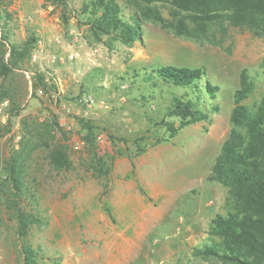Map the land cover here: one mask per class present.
<instances>
[{"label": "rangeland", "instance_id": "1", "mask_svg": "<svg viewBox=\"0 0 264 264\" xmlns=\"http://www.w3.org/2000/svg\"><path fill=\"white\" fill-rule=\"evenodd\" d=\"M94 1L5 0L11 14L5 58L10 44L37 38L28 67L0 78L16 86L21 107L9 118L11 101H0V121L11 126L0 138V154L6 161L13 151L34 147L22 205L36 221L20 236L15 211L0 202V264H25L26 247L34 249L39 264H222L195 255L194 248L210 239L212 219L226 213L228 187L207 177L232 129L234 93L244 68L255 82L246 103L264 95V26L234 24L226 17L200 27L187 18L189 27L180 34L140 17V37L127 43L118 33H95ZM118 2L122 18L133 22L134 6ZM149 6L174 19L170 3ZM188 14L181 11L179 19ZM2 33L0 24V40ZM162 64L204 67L219 86L216 97L205 89L154 86L142 76L122 79ZM35 69L45 72L49 91L34 90ZM90 73L95 77L86 79ZM174 94L217 109L171 137L160 122L174 119L167 114ZM53 121L58 124L45 130ZM30 131L44 135L28 145ZM43 136L54 142L66 138L70 169L50 165ZM4 163L0 159V186Z\"/></svg>", "mask_w": 264, "mask_h": 264}, {"label": "trees", "instance_id": "2", "mask_svg": "<svg viewBox=\"0 0 264 264\" xmlns=\"http://www.w3.org/2000/svg\"><path fill=\"white\" fill-rule=\"evenodd\" d=\"M54 4H63L66 0H49ZM136 10L133 22L124 20L120 14L121 7L118 0H95L92 5L91 25L95 33H118L117 37L127 43H133L140 37L141 18H153L161 26L185 33L189 27L188 20L202 27L208 21L216 18H230L234 24H249L264 26V0H164L173 8L174 19H166L158 9L149 6L162 0H127ZM146 8L144 9V7ZM187 11L188 17L180 12ZM141 17V18H140ZM11 18L5 0H0V24L3 28L0 40V78L5 80L15 70L25 69L28 56L36 41L31 36L22 44H10V56L5 58L6 51L2 48L8 39V22ZM178 20V21H177ZM34 90L49 91L53 86L47 80L43 70H34ZM94 73V72H93ZM142 76L144 81L156 86L159 83L189 87L194 90L205 89L212 97H216L219 86L208 78L204 67H190L185 65L162 64L152 65L151 68L135 69L132 75L122 76L128 80H137ZM95 77L92 73L86 79ZM206 78L204 86H200L201 79ZM200 87V88H199ZM255 90V82L248 69L240 73L239 87L234 93V107L230 120L232 129L225 139L221 152L216 158L212 171L208 175L209 181L219 182L228 187L225 201V214H217L211 221L210 239L202 247L194 248V254L204 256L222 264H264V95L253 105L246 100ZM16 86L0 83V101H11L9 118L17 116L20 103L16 97ZM210 110L196 106V101L183 95L174 94L167 114L174 119H162L160 124L167 126L170 136H175L183 127L199 120L210 117ZM58 124L56 121L45 123V130ZM11 131L8 123L0 121V138ZM31 138L28 145L36 144L44 133L29 132ZM66 138L59 141H49L42 138L41 144L47 147V159L54 168L70 169L73 165L68 152ZM38 146V145H37ZM29 147V146H28ZM34 147L27 152L13 151L4 161L7 170L0 186V202L7 208L14 210L20 236L27 234L29 225L36 221V216L26 211L22 205L29 186L26 184L25 174L27 162ZM111 213V209L107 208ZM25 264H39L37 254L31 247L23 250ZM190 264V263H188ZM199 264V263H196Z\"/></svg>", "mask_w": 264, "mask_h": 264}, {"label": "built area", "instance_id": "3", "mask_svg": "<svg viewBox=\"0 0 264 264\" xmlns=\"http://www.w3.org/2000/svg\"><path fill=\"white\" fill-rule=\"evenodd\" d=\"M70 57L73 58L74 56L71 55ZM88 100H90V103L93 102V98H88ZM83 144H84V141H83V140L78 141V142L76 143V146H75V147L78 149V148L82 147Z\"/></svg>", "mask_w": 264, "mask_h": 264}]
</instances>
